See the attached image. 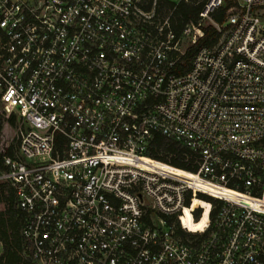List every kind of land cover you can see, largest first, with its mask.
I'll return each mask as SVG.
<instances>
[{"label":"built area","instance_id":"2783aa9c","mask_svg":"<svg viewBox=\"0 0 264 264\" xmlns=\"http://www.w3.org/2000/svg\"><path fill=\"white\" fill-rule=\"evenodd\" d=\"M225 3L176 31L158 0H0V183L24 258L264 264V0L218 22ZM207 23L217 41L179 71ZM155 132L195 154L192 183L148 168Z\"/></svg>","mask_w":264,"mask_h":264},{"label":"trees","instance_id":"16d2710c","mask_svg":"<svg viewBox=\"0 0 264 264\" xmlns=\"http://www.w3.org/2000/svg\"><path fill=\"white\" fill-rule=\"evenodd\" d=\"M152 0H149L151 2ZM159 6L165 7V11L172 9L171 24L176 31H179L186 22L198 21V11L202 7V0H179L173 7V0H158ZM233 3V0H226L225 5L212 12V16L218 22L225 18L226 9ZM151 3L147 7H150ZM204 33L194 42L190 43L178 62V70L182 71L189 66L191 57L199 45H211L219 37V30L212 24L202 25ZM12 145L8 146L6 152L12 151ZM150 159L169 164L175 168L186 172H194L196 163L193 162L195 154L183 143L167 137L160 132H155L151 138L149 148L145 152ZM160 159V160H159ZM163 160V161H162ZM2 164V153L0 152V168ZM200 198L212 201L210 197ZM0 202L3 203L4 209L0 211V240L3 243L2 259L0 264H35L31 260L24 258L20 253V212L16 208V199L13 188L7 183H0ZM204 204L201 199H194L192 208L196 205ZM4 262V263H3Z\"/></svg>","mask_w":264,"mask_h":264},{"label":"bare ground","instance_id":"6f19581e","mask_svg":"<svg viewBox=\"0 0 264 264\" xmlns=\"http://www.w3.org/2000/svg\"><path fill=\"white\" fill-rule=\"evenodd\" d=\"M147 162L149 164H147L148 168H150L151 170H158V172H160L163 175L166 176H170V177H175L181 180H184L188 183H192V181H190L188 178L194 177L191 172H186L183 170H180L178 168H175L169 164L166 163H162L159 162L157 160L154 159H150L148 157V159H146ZM185 223L188 225V227H190L191 229H198L202 222L200 221L199 223H194L189 215V212H186V219H185Z\"/></svg>","mask_w":264,"mask_h":264},{"label":"rangeland","instance_id":"374dc122","mask_svg":"<svg viewBox=\"0 0 264 264\" xmlns=\"http://www.w3.org/2000/svg\"><path fill=\"white\" fill-rule=\"evenodd\" d=\"M160 160V159H159ZM163 161V160H162ZM3 209H4V205H3V203L2 202H0V211H3ZM4 263V262H3Z\"/></svg>","mask_w":264,"mask_h":264}]
</instances>
